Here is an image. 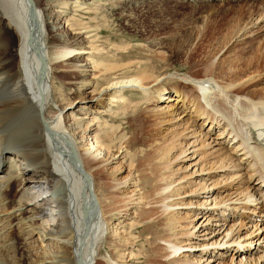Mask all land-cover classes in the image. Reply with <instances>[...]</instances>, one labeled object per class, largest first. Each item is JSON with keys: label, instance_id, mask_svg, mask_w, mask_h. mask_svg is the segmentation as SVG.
<instances>
[{"label": "bare ground", "instance_id": "6f19581e", "mask_svg": "<svg viewBox=\"0 0 264 264\" xmlns=\"http://www.w3.org/2000/svg\"><path fill=\"white\" fill-rule=\"evenodd\" d=\"M61 1L64 8L52 22V0L40 6L0 0V210L11 211L0 219V264H20L12 252L29 240L42 251L31 264H129L136 257L127 220L163 229L159 264L220 263L227 253L231 264H264V64L223 68L209 59L200 76L130 75L133 62L112 64L94 45L90 27L70 22L80 1ZM109 1L126 10V0ZM168 1L135 0L134 8L196 2ZM5 26L18 38L16 59ZM166 80L177 83L164 87ZM75 81L74 99L63 106L70 92L63 93L59 82ZM133 91L145 103L137 115L148 127L141 119L139 128L147 132V151L156 162L145 177L131 162V138L108 121L137 108L127 96ZM141 181L151 184L148 200ZM107 240L121 252L100 255Z\"/></svg>", "mask_w": 264, "mask_h": 264}, {"label": "rangeland", "instance_id": "374dc122", "mask_svg": "<svg viewBox=\"0 0 264 264\" xmlns=\"http://www.w3.org/2000/svg\"><path fill=\"white\" fill-rule=\"evenodd\" d=\"M37 1L38 0H36V2ZM46 1L48 3V0ZM79 1L82 9L76 8L74 10L70 22L79 20L80 23L89 26L92 33L90 35L93 40L95 39L94 45L102 51L105 59H113L115 61L112 64L121 66L133 62L131 64V70L133 71H130V73L128 72L130 75L132 74L131 72H137V70H147L153 75L159 74L158 76L164 77L183 75L200 76L202 73V67L200 66L209 59H215V65L221 64L223 68H227V64L229 63H234L237 68H245V65L254 67L258 66V63L261 67L264 64V0H214L211 2L209 0H196L195 3L189 2L188 4L180 2L181 5L164 4L158 9L159 11L153 9L148 12H139V9H135L134 5L137 4L135 0H126V10L121 11L118 10L121 6H115L109 0ZM147 1L150 3L154 2V0ZM44 2L45 0H41L40 3L37 2V4L40 6L43 5ZM59 2L60 0H52V3H49L51 4L50 6H53L52 22L57 19V15L59 16L58 11L64 8L62 1ZM139 2L140 1H138V3ZM168 2L173 3L172 0ZM258 19H262L263 22H260ZM4 30L11 43L10 56L16 59L18 38L16 34L13 33L12 29H8L7 26L4 27ZM65 30L66 27L65 29L61 28L60 30H56L46 39L48 40L58 33L62 34ZM242 33L245 36L241 35ZM240 35L244 38H239L238 36ZM230 56L231 58L233 57V59H231ZM122 69L123 68H120V70ZM175 82L177 83V80H166L162 82V85L167 87L176 84ZM79 86L80 84L78 81L73 82L71 85L69 84V86H65L63 82H59L60 90L63 91V93L64 91L66 93L70 92L67 100L62 103L63 106L68 105L70 101L74 99L72 92ZM139 95V92L134 91L127 93V96H130L129 100L132 102L133 106L137 107V110L133 109L132 112L128 113L125 117L122 116L116 119L108 118V121L113 125H119L120 131L124 132L127 138H131V142L129 141L130 143L127 146L130 155H135L131 159V162L134 164V168H137L140 175L145 177L149 175V173L152 174L150 166H153L156 162L153 161L154 164H152L151 161L152 159L155 160V155H153L154 153H152V151H147L146 145L149 143V136L145 130L140 131L139 128L143 124V128L146 129L148 127V121L138 116L143 112V107H145V103L140 100L141 98L138 99ZM63 97L64 96H62V98ZM134 112L135 114H133ZM99 117L107 118V114L105 116L104 113H101ZM141 119L143 122H141ZM139 147L141 150L145 148L143 149V153L140 152ZM128 161L130 162L127 158V160L123 162L125 168L127 167V163H129ZM178 167L177 165L174 169ZM127 172L128 170H124L121 177L126 175ZM95 180L99 183L100 178L95 176ZM141 185L145 186V189H143L145 190L143 192L145 199L144 197L143 199L146 200L152 190L151 184L141 181ZM98 187H100V185H98ZM100 190L101 189L98 191L99 196L103 194V191L101 190V192ZM205 195L208 194H204L203 196ZM101 199H105L104 194L101 195ZM118 201L122 204V201L118 198L115 200V203ZM241 207L243 208V205H241L239 209H241ZM239 209L236 213H241ZM179 211L183 213V210ZM10 212L11 211L1 212L0 210V219L6 217ZM138 212L137 214L141 215L140 213L142 212H140V210H138ZM195 212L196 211H192L191 213L188 212V220L193 218ZM110 214L108 215L113 225H118L119 221L115 219L116 216L114 213ZM217 216H219V213ZM217 216L216 218H219ZM238 219L239 216L234 222L238 223L240 221V219ZM243 220L245 221L244 223L248 221L246 218ZM4 223L2 224V222H0V230L3 229L2 226L5 225ZM126 224L128 225L127 227L125 226L126 232L130 233L129 236L134 242L132 249V252H134L132 255L136 257V260L133 259V261H131L133 263L130 262L129 264H159L156 258L159 253L157 251V244L159 242V237H161L163 233V229H158L157 225L148 229L146 223L137 224L133 220H127ZM233 224V222H229L228 226ZM256 224V221H251L250 227H254ZM117 227L120 230L121 226L118 225ZM5 229H7V226H5ZM17 231L18 230L14 228L10 234L16 245L21 242V240H19V235H17ZM2 233V236L6 235L5 238L9 236L7 232ZM27 243L28 246L24 247L22 245L23 247L19 248L18 251L12 252L13 257H16V259L20 258V264H31L40 260V252L42 251L38 248V244L33 240H29ZM27 243H24V245H27ZM111 244L115 245V242L107 240L102 243L99 248L100 255L112 256V252H119L121 250L119 248L120 250L114 251ZM209 255L210 254H206L203 258H209ZM231 255L233 256V254L227 253L226 259L220 260V263L217 261V263L213 264H231ZM5 259H7V256H5ZM45 264L49 263L47 262Z\"/></svg>", "mask_w": 264, "mask_h": 264}]
</instances>
